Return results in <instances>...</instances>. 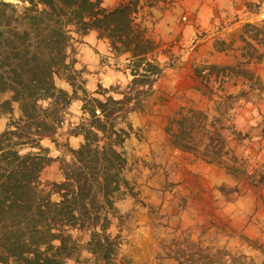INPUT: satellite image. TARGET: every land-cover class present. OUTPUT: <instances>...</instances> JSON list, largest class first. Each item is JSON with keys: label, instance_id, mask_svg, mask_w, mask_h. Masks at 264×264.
Here are the masks:
<instances>
[{"label": "rangeland", "instance_id": "rangeland-1", "mask_svg": "<svg viewBox=\"0 0 264 264\" xmlns=\"http://www.w3.org/2000/svg\"><path fill=\"white\" fill-rule=\"evenodd\" d=\"M123 1L101 0V6L111 10ZM133 16L154 42L148 58L162 72L125 119L130 134L117 148L125 157L121 175L127 183L110 195L111 204L103 206L98 198L92 207L107 218L105 233L112 250L108 256L87 250L91 232L101 227L90 216L83 227H68L74 245L68 242L62 250L63 263L264 264V0H140ZM76 38L70 51L77 74L74 86L55 78L56 86L68 93L75 88V98L62 109L63 122L39 140L53 158L41 173L45 193L52 182L63 180V168L71 162L69 150L83 142L82 135L74 134L88 121L80 88L99 99H117L132 79L128 56L113 52L96 30ZM209 64H238L252 76H225L223 91L216 82V92L210 93L194 72ZM241 90L246 93L238 102L217 104L223 93ZM189 108L206 112L208 121L226 110L228 154L222 164L174 146L167 126ZM20 113L19 104L13 103L11 113L0 117V133ZM125 120L118 122L124 126ZM29 150L23 147L21 153ZM233 163L236 175L229 171ZM254 177L259 183H252ZM50 197L59 200L55 193Z\"/></svg>", "mask_w": 264, "mask_h": 264}, {"label": "trees", "instance_id": "trees-1", "mask_svg": "<svg viewBox=\"0 0 264 264\" xmlns=\"http://www.w3.org/2000/svg\"><path fill=\"white\" fill-rule=\"evenodd\" d=\"M15 1L0 0V117L11 113L13 103L19 104L21 112L0 133V262L64 264L62 250L68 242L74 245L68 227H83L90 216H95L101 227L91 232L86 248L91 254L108 256L112 249L105 233L107 218L98 213L99 207H92L98 198L103 206L111 204L110 195L127 183L121 175L125 157L117 148L130 134L131 126L125 119L141 97L151 92L162 72L160 65L148 58L154 42L146 36L145 27L134 20L140 0L123 1L111 10L103 8L101 0ZM245 26L262 30L255 24ZM90 30L106 39L113 52L128 56L132 79L117 99L112 95L99 99L80 88L88 121L74 134L82 135L83 142L69 150L71 162L63 168V180L52 182L51 190L45 193L41 173L53 158L39 140L63 122L62 109L76 95L75 88L70 94L57 87L55 78L74 86L77 74L70 61L72 43ZM194 72L210 93L216 92V82L217 89L223 91L225 76L250 74L238 64L203 65ZM6 93L9 97L3 99L1 95ZM245 93H223L217 104L231 99L236 103ZM231 107L226 106V110ZM226 110L211 121L199 109L177 114L167 126L174 146L222 164L228 154V139L223 134L227 128L224 122L229 119ZM122 119L124 126L118 122ZM23 147L31 150L21 153ZM229 171L238 173L234 163ZM259 181L252 178L253 184ZM51 192L59 196L58 201L51 199Z\"/></svg>", "mask_w": 264, "mask_h": 264}, {"label": "crops", "instance_id": "crops-1", "mask_svg": "<svg viewBox=\"0 0 264 264\" xmlns=\"http://www.w3.org/2000/svg\"><path fill=\"white\" fill-rule=\"evenodd\" d=\"M244 1H246V0H244ZM247 1H249V0H247ZM202 7H203V5H202Z\"/></svg>", "mask_w": 264, "mask_h": 264}]
</instances>
